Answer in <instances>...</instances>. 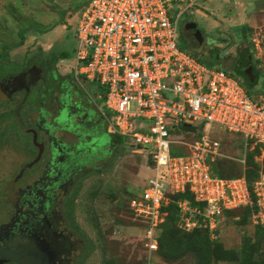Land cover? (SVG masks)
<instances>
[{"label": "built area", "instance_id": "built-area-1", "mask_svg": "<svg viewBox=\"0 0 264 264\" xmlns=\"http://www.w3.org/2000/svg\"><path fill=\"white\" fill-rule=\"evenodd\" d=\"M196 1L89 0L74 28V77L104 90L110 132L150 162L152 175L129 202L148 255L158 249L168 196L186 191L200 207L175 202L184 231L201 226L218 240L225 212L240 208H250L252 224L264 227V173L249 188L244 175L224 179L212 171L217 160L229 159L221 150L226 134L239 135L245 148L264 146V96L251 95L237 78L179 47L185 10L175 19L169 10ZM213 126L223 139L214 137ZM172 148L187 153L173 156Z\"/></svg>", "mask_w": 264, "mask_h": 264}, {"label": "rangeland", "instance_id": "rangeland-1", "mask_svg": "<svg viewBox=\"0 0 264 264\" xmlns=\"http://www.w3.org/2000/svg\"><path fill=\"white\" fill-rule=\"evenodd\" d=\"M9 1L11 0H3V4H9ZM88 1L60 0L54 3L52 0H29V11L32 10L31 5L42 9L32 13L31 20L36 24L31 21V26L33 29L40 25L58 28L50 37L58 44H62L58 50L73 55L76 49L74 36L76 17L73 12ZM172 8L169 15L173 19L179 11L185 10L177 26V43L183 51L195 55L201 61L208 59L207 51H213L212 54L217 52L216 60L211 61L212 64L206 61L208 64L206 66L210 64L209 67L214 65L218 69L229 71H234L235 66L243 71L244 63L249 59L251 72L246 76L256 85L255 90L260 88L261 80L264 79V0H197L190 7L176 3ZM26 12V9L22 10L21 15L26 16ZM186 23H194L205 36L206 40L202 46H195L192 43L189 33L184 29ZM36 48L35 42H30L25 49L13 47L12 51L16 49L18 51L11 56L31 54ZM69 61L71 57L60 60L58 69L61 72H68L72 66ZM7 68L13 69L14 66ZM256 73L260 74L257 82L254 79ZM90 85L93 87L91 83ZM89 88L94 94L100 95L98 99L100 109L106 112L104 90L99 87ZM5 118L6 116L0 113V126L3 124L9 126V118ZM11 119L15 121V115H12ZM13 130V134L17 135L19 140H26L24 133L17 128ZM211 131L215 138L220 140L224 138V132L217 127L213 126ZM15 136L12 138L15 139ZM239 138V135L232 134L225 135V144L224 140H221V150L229 158L228 173L236 176H242L247 171H251V176L260 171L264 173V146L251 144L245 148ZM5 142V138L0 142V193L13 171L12 161L20 158L18 153H12L6 148ZM125 144L127 143L121 144L122 149L111 150L99 167L85 175L75 196L73 217L90 242L88 252L81 258L80 263L202 264L199 250L188 239L191 237L186 238L183 234L176 236L177 239L172 246L173 255L169 259H164L160 254H147L143 246L141 226L131 214L129 201L132 196L141 193L145 179L150 177L152 172L145 155ZM172 151L173 156L187 153L180 148H172ZM243 159L244 165L239 162ZM3 209L0 201V224L4 220ZM218 233L220 242L218 245L223 250L233 252L234 255H231L230 261L212 258L210 264H243L244 259L256 263L264 262V228L253 227L248 212H231L221 221ZM195 239L199 243L205 242L202 236ZM178 255L180 257L175 259Z\"/></svg>", "mask_w": 264, "mask_h": 264}, {"label": "flooded vegetation", "instance_id": "flooded-vegetation-1", "mask_svg": "<svg viewBox=\"0 0 264 264\" xmlns=\"http://www.w3.org/2000/svg\"><path fill=\"white\" fill-rule=\"evenodd\" d=\"M58 49L14 60L9 50L0 54V113L9 118L0 142L5 138L6 148L20 155L0 193V264H81L90 242L73 217L75 196L85 175L124 143L110 132L94 86L74 77L75 51ZM207 52L206 61H214ZM70 57L71 68L61 72L58 62Z\"/></svg>", "mask_w": 264, "mask_h": 264}, {"label": "trees", "instance_id": "trees-1", "mask_svg": "<svg viewBox=\"0 0 264 264\" xmlns=\"http://www.w3.org/2000/svg\"><path fill=\"white\" fill-rule=\"evenodd\" d=\"M24 42V39L21 40L20 44ZM191 54V53H190ZM193 57H195L197 60L201 61L199 58H197L195 55L191 54ZM203 64L208 65L206 61H201ZM212 64V62H211ZM210 66V64H209ZM211 67H214L212 65ZM222 70V69H221ZM225 72L229 73L233 77L237 78L242 84L249 90L251 95H263L264 96V79L261 80V86L259 89L255 90L254 87H256L255 84L252 83V79L250 80L246 75L249 73L246 61L243 66V71L238 68V66H235L234 71H229L227 69H224ZM260 78V74L256 73L254 75V79L257 82V80ZM226 136H228L226 134ZM122 139V138H121ZM241 143L243 144L242 138H239ZM123 141V139H122ZM225 144V140L223 141ZM254 144V142H250L249 145ZM256 145V144H255ZM150 164V162H149ZM213 174L219 178L224 179H231V178H239L241 176L233 175L229 172V168L227 166V160L221 159L217 160L212 167ZM251 171H247L244 176L246 178V181L249 185V188H251L253 182L257 180L259 177V172L254 176H251ZM256 172V170H255ZM243 176V175H242ZM136 196H132L131 199H133ZM178 200H188L191 202V204L197 205L200 207L199 204H196L194 202L193 197L190 195L188 191L176 194V195H170L168 196V203L163 207V210L167 213V216L164 219V222L160 225V235L158 237V249L153 254H160L164 259H169V257H172V250H173V242L177 239V235L183 234L184 237L190 239L193 242V245L199 250L200 256L202 258V264H210L212 258H216L217 260L227 261L231 259V255H234L233 252L229 250H223L221 246L218 244L220 243L219 240H211L210 234L207 229L202 228L201 226L195 228L193 231H184L180 228H178V220H179V212L177 209V206L175 204ZM130 202V201H129ZM234 211H246L249 214V219L251 221V209L250 208H240L237 210L227 211L225 212V217L228 216L231 212ZM251 225L255 228H264L260 226H254L251 222ZM199 236H202L204 238V243H199L195 238H198ZM213 256V257H212ZM180 256H176L175 259H178ZM178 261V260H177ZM243 264H264V262H252L248 259L242 260Z\"/></svg>", "mask_w": 264, "mask_h": 264}, {"label": "crops", "instance_id": "crops-1", "mask_svg": "<svg viewBox=\"0 0 264 264\" xmlns=\"http://www.w3.org/2000/svg\"><path fill=\"white\" fill-rule=\"evenodd\" d=\"M28 2L29 0H11L9 1V4H3V0H0V54H3L5 50H9L10 56L13 55V53H17V49L12 51L13 49L11 48L18 45L21 40V35L24 39V43L20 48L23 49H25L30 42L36 43V50L40 53H47L49 51L52 52L55 49L62 47V44H58L57 41L52 40L50 37L51 34H53V32L55 33L58 28L50 27V25H37V28H32L31 21L34 23V20H31L33 16L32 13L36 11L38 12V10L42 11V9H37V7L31 5L30 8L32 10L29 11ZM52 2L58 3L60 0H52ZM25 9L27 11V15H21V11ZM18 10L21 11L18 12ZM12 59L14 60V57H12Z\"/></svg>", "mask_w": 264, "mask_h": 264}, {"label": "water", "instance_id": "water-1", "mask_svg": "<svg viewBox=\"0 0 264 264\" xmlns=\"http://www.w3.org/2000/svg\"><path fill=\"white\" fill-rule=\"evenodd\" d=\"M77 10H75L76 12ZM184 29L189 33L190 37L193 40V43L195 44V46H199L201 45L202 41H203V37L201 32L197 29V26L194 23H186L184 25ZM214 58L216 60V56H217V52H214ZM246 65L248 68V71L251 72V66H250V60L247 59L246 61ZM184 130L185 131H194V128H191L189 126H184Z\"/></svg>", "mask_w": 264, "mask_h": 264}]
</instances>
